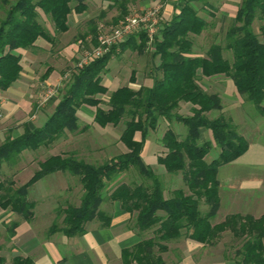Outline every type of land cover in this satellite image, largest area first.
Listing matches in <instances>:
<instances>
[{"label":"trees","instance_id":"obj_1","mask_svg":"<svg viewBox=\"0 0 264 264\" xmlns=\"http://www.w3.org/2000/svg\"><path fill=\"white\" fill-rule=\"evenodd\" d=\"M74 0H0V92L7 90L20 76L18 49H30L36 40L52 41L46 28L39 22V12L49 18L55 33H65L68 16L72 11L85 10L83 0L71 6ZM195 0H179L180 6L149 45L145 33L138 32L118 49H130L138 54L151 50L158 58L156 67L160 77L150 88L134 90L128 86L108 93L101 83L110 53L92 59L86 66L73 71L63 88L53 112L40 128L25 126L21 135L8 137L0 144V169L3 163H15L24 151L47 148L65 131H79L76 111L81 105L95 108L94 123L100 128L122 124L119 141L126 152L103 163L90 164L72 153L48 156L38 163V169L24 184L14 187L13 181L0 183V209L9 210L30 222L33 219L34 202L27 197L28 189L40 179L55 172L69 173L78 178L82 194L78 205L66 204L61 210V226L52 223L49 233L61 232L66 237L84 233L87 223L98 220L108 227L111 216L100 209L108 182L133 168L147 183H119L107 195L118 202L128 215H134L135 228L140 240L121 251L122 264H167L162 254L167 244L185 237L203 246L214 245L222 233L230 232L241 242L235 252L236 264H264V215L229 214L223 221L212 224L220 207L217 171L220 166L235 161L248 149L247 141L239 134L237 126L221 114L222 101L218 94L208 93L200 83L202 78L223 75L231 80L236 93L244 102L259 112L264 100V0H238L233 24L225 33L223 46L212 44L205 56L194 55L193 39L211 28L199 16ZM119 4L120 12L115 23L127 15L126 2ZM205 6L207 4L205 3ZM210 8H207V10ZM255 20L263 22L256 33ZM92 23H94L92 21ZM96 43V27L93 28ZM94 43V44H95ZM229 51L231 58H225ZM135 76L131 73L130 82ZM106 99V108L100 107ZM192 107L189 115H181L180 103ZM220 114L209 118V112ZM168 127L160 138L161 155L157 163L168 174L182 173L189 194L182 189L164 195L161 181L142 159V151L149 134L155 132L160 122ZM181 124L186 130L181 137L172 124ZM209 133L210 139L204 134ZM138 135V137H137ZM217 148L210 161L206 156ZM207 206L200 211V204ZM17 223L8 227V239L14 236ZM151 232V236L142 237ZM0 264L5 259L0 256ZM10 264H32L27 257L16 255Z\"/></svg>","mask_w":264,"mask_h":264},{"label":"crops","instance_id":"obj_2","mask_svg":"<svg viewBox=\"0 0 264 264\" xmlns=\"http://www.w3.org/2000/svg\"><path fill=\"white\" fill-rule=\"evenodd\" d=\"M121 1L127 3V10L133 4L138 9H146L159 5L161 22L163 24L170 22L172 15L177 12L180 6L179 0H83L85 10L81 13L72 11L68 16V30L60 34L54 32L49 18L39 12L38 20L49 32L52 41L47 42L40 38L36 40L32 48L18 49L16 51L21 57L20 65L22 70L19 78L12 85L7 90L0 92V144L8 137L21 135L25 126L34 129L40 128L45 123L63 93V88L59 89L43 106L38 107L40 98L46 89L55 87L66 72H70L72 75L74 65L81 52L95 43L93 39V28L96 27V35L99 32L100 26L105 29L108 25L106 20L110 16H113V12L116 14L112 19L113 23H115L114 21L120 12L121 7L119 4H122ZM77 4L78 1L74 0L71 6L74 7ZM207 8H210V11ZM196 9H198V14L199 11L204 12V14H199V16L204 18L208 23H211V28L217 32L221 23H217L216 21L213 24L212 22L213 18H216L215 9L208 4L207 6L200 7V9ZM218 12L223 15V17L221 16L223 19L227 16L234 18L236 10L232 14H229L220 7ZM120 54V56L118 55L119 57L124 55L123 52ZM118 56L110 58L106 66V71L101 75V83L107 88L108 93L123 86H128L134 90L140 87L150 88L155 78L160 77V74L156 71L159 60L157 57H152L153 60H151L150 68L144 69L140 73L141 77L138 78V73L131 71L126 83L120 85L117 82V73L121 71L123 73L125 69H120V67L117 70L115 69L118 62H121V58ZM124 61L126 60L124 59ZM109 64L111 65L110 67ZM131 73H134L135 76L134 83L130 82ZM70 77L65 80L64 84L67 83ZM203 80L205 81L201 82L207 89L202 85L205 91L209 90L212 93L218 94L222 103L226 101L237 106L236 98H238V95L229 78L218 75L211 78H203ZM64 84H62L63 87L66 85ZM103 100L100 107L106 108V100L104 98ZM191 107L189 103L182 102L179 104L178 112L181 115H189ZM184 108L188 110L185 114L182 112ZM94 113V107L81 105L76 111L79 131L75 133L65 131L58 139L62 149L58 153L51 155L72 153L86 163L96 164L98 160L104 159L109 152L114 156L125 153L127 150L119 141L121 132L118 135L110 133L107 129L115 128L111 125L100 128L94 123ZM232 121L236 126H239L240 122L236 119H232ZM206 139H210L209 133H207ZM41 148L45 149L44 147ZM151 148V151L145 152L144 146L142 159L158 175L162 170L163 172L165 171L163 166L157 163V157L160 154L158 153V156L154 157L155 163H153L151 160L152 157L150 156H153L160 147L155 145ZM32 160L33 158L31 157L29 178L38 169V163L44 161H38L34 164ZM222 170L224 172L223 178H221ZM74 178V176L64 172L49 174L28 189L27 197L28 199L32 197L33 191L43 184L41 182H47L49 185H47L46 190L40 193V196L46 199L45 201L47 203L53 204L55 202L54 198L57 195L70 193L68 190L71 189V184L75 186ZM217 179L220 184L219 210L221 209L222 202L227 200L229 207L226 215L241 214L250 215L254 218H259L264 215L263 146L249 143L248 149L243 155L235 161L218 168ZM51 182L54 184L51 185ZM30 201L34 202V204L36 202L32 199ZM100 209L112 218L108 227H102L100 221L93 220L86 224L82 235L66 237L61 232L49 233L50 226H47L46 221L52 218L51 215L54 212V208L51 205L46 208V214L43 216L44 220L41 225H36L37 227H35L34 224L36 223L33 224V221L26 222L22 219L16 222L17 227L14 231V236L10 239L12 246L13 248L16 247L19 256L29 258L32 264H122L121 251L125 248L132 247L141 238L130 227L129 222L132 220V217L121 209L118 202H112L107 199L102 202ZM10 213L14 214L12 212ZM2 214L0 213V217ZM41 227L47 229V238H39V230L36 228ZM63 250L67 253L65 252L63 254ZM170 251L167 248L164 254ZM163 260L165 261L164 258ZM171 264L176 263L172 262Z\"/></svg>","mask_w":264,"mask_h":264},{"label":"rangeland","instance_id":"obj_3","mask_svg":"<svg viewBox=\"0 0 264 264\" xmlns=\"http://www.w3.org/2000/svg\"><path fill=\"white\" fill-rule=\"evenodd\" d=\"M205 3L211 5L216 11L215 12L216 18H213L212 20L213 24L214 22L217 21V23L218 22L221 23V26H219L217 32L214 31L213 28H209L204 30L199 36H195L193 38L192 36L190 37L191 40L193 39L192 52L194 55H199V56H205L209 46L212 44H218L221 46L225 44V33L227 29L233 24V18L228 16L224 17V19L221 18V16L223 17V15L218 12V9L221 7L222 9H224L225 12L232 14L235 10H237L239 2L238 0H195L193 3L191 2V4L195 6V8H199V9L200 7H204ZM134 5L135 4L129 7L127 13L134 10L135 11L140 10L136 8V6ZM199 14L202 15L204 14V12L199 11ZM223 14L225 13L223 12ZM115 15H116L115 12H113V16H110V18L106 20V23L108 25L107 27H105L104 30H108L112 25L115 24L112 21ZM2 16H3V12L0 11V17ZM160 16H161V10H160ZM262 23L263 22H260L258 20L254 21L253 29L256 33L258 32V28ZM150 51L151 50H147L143 54H138L135 51L133 52L130 51V49H125L121 51L120 49H118V47L116 48L112 57L118 56L121 52L124 53L122 57H119L121 54L118 56L119 58H121V62H118L117 66L115 67L116 70L118 69V67H120V69L122 68L125 69L123 70V73H121L122 72L121 70L120 73H117V82L120 85L126 83L128 75L131 71L137 72L138 73L137 77L139 78L141 77L140 73H142L144 69L150 68L151 60H153ZM223 55L225 58L228 59L231 58V53L229 51H223ZM124 59L126 61H124ZM110 66L111 65L109 64V67ZM201 81H205V80H203V78L200 80L201 85H203ZM64 82H62V84H64ZM61 88H64L63 85L61 86ZM207 92L212 93L209 90ZM236 103H238L236 104L237 106H234L233 103L224 101L222 103L223 109L221 110V114L225 118H229L231 121L232 119H236L238 122H240L239 126H237L238 132L247 141L248 144L255 143L264 147V100L262 102L263 110H261L260 112L256 110L250 103L244 102L242 97L238 96V98H236ZM182 112L183 114L188 112L187 108H184ZM219 114H220L219 112L212 111L209 114H207V116L209 118H215ZM172 126L180 134L181 137L184 135L186 129L181 124L173 123ZM122 127H123L122 124H120L115 128H108L107 130L110 133H115V135H118L121 132ZM167 127H168L167 123L162 121V123L159 124L157 130L149 134V136L145 141L146 145H144L145 152L151 151L152 149L151 147L155 145L160 147L161 149L160 138L162 136V133L165 131ZM204 136L205 138H207V133H205ZM61 149L62 146L59 145V141L57 140L55 143H53L52 146H49L45 149L40 148L36 152L24 151L19 156L18 160L15 163L3 164V166L0 169V183L5 185L7 181L11 180L14 183V187H18L24 184V182L30 177L29 174H30L31 157L33 158L32 162H34L35 164L38 161L44 160V158L50 156L53 153H58ZM160 149L158 150L159 152L157 151L155 154H153V156H150L152 157L151 160L153 161V163H155L154 157L158 156L157 155L158 153L161 155ZM217 151L218 149L214 148L211 151L210 155L206 156L205 158L206 161H210L213 157H215ZM113 157L115 156L111 152H109L107 153L104 159L98 160L96 164L103 163ZM77 158L80 159L79 157ZM223 175L224 172L222 170L221 178H223ZM158 177L161 181L164 195L166 197H169L171 191L175 189H182L186 194H189V191L187 190V187L184 184L182 173L168 174L165 171L163 172L162 170L161 173H158ZM74 179H75L74 180L75 186L71 184L73 187L71 186V189L68 190L70 193L66 194L67 195L66 196L65 193L57 195L56 192L57 196L54 198L55 202L53 204L47 203V201H45L46 199L40 196L41 195L40 193L47 189L48 187L47 185H49V183L47 184V182L46 183L41 182L43 184L38 186V188H36L33 191L32 197H30L29 194L30 197L29 199L36 201L37 204L36 202L35 204L36 206H38L37 208L36 206H34L35 207V209H33L34 216L33 219L31 220L33 221V224L36 223L34 224L35 227L41 225V223L44 220L43 216L46 214L45 210L51 205L54 208V212L51 215L52 218L46 221L47 226H51L52 223H56L58 226H61V221L63 217L61 210L66 206V204H70V205L79 204V200L82 194V189L78 181V178L75 177ZM119 183L138 184V183H147V181L141 178L138 175V173L133 168H131L128 171L121 173L118 177L114 178L113 180L107 183L105 191L102 192L104 201L107 200L108 192ZM52 184L54 183L51 182V185ZM219 189H220V184H219ZM39 201L40 203L38 204ZM228 207H229L228 201L224 200L221 204V209L218 210L216 216L212 219V224H216L224 220V218L227 216L226 214L228 212ZM199 208L201 212H205L207 210V206L204 205L203 203L200 204ZM2 211L3 210L0 209V213H3L2 216L0 217V256H2L5 259V264H10L11 258L18 255V252L16 250V247L13 248L11 240L8 239L7 229L11 223L21 221L22 218L19 217L18 215L15 216L16 215L15 213L11 214L10 213L11 211L9 210H4V212ZM131 217L132 220H130L129 222L130 227L135 233H137V230L135 228V221H134L135 216L132 215ZM36 229L39 230V232L38 231L37 232L39 233L38 236L40 239L47 238V234H48L47 229L43 227ZM149 236H151L150 231L142 235L143 238L144 237L147 238ZM240 245L241 242L235 240L232 237L231 233L228 231L222 233L220 239L212 246L196 245V243L191 242L189 239L185 237H181L178 240H174L167 244L169 251L170 250L171 251L167 254L163 253L162 257L165 259L167 264H171L172 262L176 264H236L238 258L235 256V252L240 248ZM62 252L64 254L66 251L63 250Z\"/></svg>","mask_w":264,"mask_h":264},{"label":"built area","instance_id":"obj_4","mask_svg":"<svg viewBox=\"0 0 264 264\" xmlns=\"http://www.w3.org/2000/svg\"><path fill=\"white\" fill-rule=\"evenodd\" d=\"M163 28L160 16V6H154L137 11H131L123 18L119 19L108 30H104L102 26L96 35V43L89 49H84L74 69L78 70L86 66L92 59L102 57L112 50L113 47L127 41L131 36L138 32L145 33L148 39V44L153 42L155 35ZM70 72L63 75L61 81L55 87L48 88L42 95L38 102V107L43 106L52 96H54L58 89L61 88L62 82L70 77Z\"/></svg>","mask_w":264,"mask_h":264}]
</instances>
